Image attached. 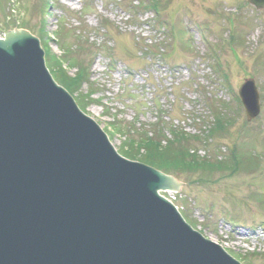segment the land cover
I'll list each match as a JSON object with an SVG mask.
<instances>
[{
    "label": "rangeland",
    "instance_id": "1",
    "mask_svg": "<svg viewBox=\"0 0 264 264\" xmlns=\"http://www.w3.org/2000/svg\"><path fill=\"white\" fill-rule=\"evenodd\" d=\"M157 1L160 11L151 8ZM14 29L41 40L50 77L59 84L58 72L72 80L77 67L61 60L59 45L87 40L94 49L86 67L90 82L71 92L118 152L133 144L142 156L143 130L152 132L149 123L162 116L166 125L201 139L222 122L226 133L191 145L200 156L214 144L225 155L248 145L262 155L253 174L202 183L203 175L175 177L196 231L245 264H264V10L246 0H0V38ZM245 80L254 81L261 105L259 120L248 125L235 100ZM232 120L227 128L224 122Z\"/></svg>",
    "mask_w": 264,
    "mask_h": 264
},
{
    "label": "water",
    "instance_id": "2",
    "mask_svg": "<svg viewBox=\"0 0 264 264\" xmlns=\"http://www.w3.org/2000/svg\"><path fill=\"white\" fill-rule=\"evenodd\" d=\"M42 56L26 30L0 39V264H238L157 194L179 190L172 177L116 153ZM254 87L239 91L247 121Z\"/></svg>",
    "mask_w": 264,
    "mask_h": 264
},
{
    "label": "trees",
    "instance_id": "3",
    "mask_svg": "<svg viewBox=\"0 0 264 264\" xmlns=\"http://www.w3.org/2000/svg\"><path fill=\"white\" fill-rule=\"evenodd\" d=\"M162 6V4L161 6L159 4L157 8L162 9ZM46 7L50 8L51 6L47 5ZM58 38L60 37L58 36ZM56 42L58 43L59 40ZM78 43L79 40L77 39L74 41L73 45L65 42H63V44L61 43V46L58 44L59 47H61V52L64 53V55L61 56V60L66 59L72 61L73 65L75 67L77 66V72L74 74L72 80H69L64 73L58 72L60 82L69 92H71V90L76 91L80 85L82 86L83 83L89 81L87 71L85 70L87 69V66L84 65L85 59L81 58L80 52L77 53L72 50L74 47L78 48ZM45 50H47L46 47ZM47 56H49V54L45 57L47 58ZM219 127L220 125L218 128ZM223 130L224 129L220 127L217 130L218 133L215 134L218 135ZM129 146L130 150L125 152L124 149H122L123 153L120 152L124 155V157L138 160L172 175L177 174L178 172L190 173V175H203V177H200L201 183L204 180H209V178L213 176H220L223 174L233 175L238 173L240 174L242 172L253 174L259 170L260 167L259 159L257 157L258 155H255L252 147H249V145L247 148L241 146L238 147L236 151H232L229 155L223 157L222 159L217 157L218 154L216 152H214V155L209 158L199 157L197 152H191L188 140L182 136H180L178 140L176 137L174 142H168L166 145H163L157 140H150L149 143L143 146L139 145L142 149V156H140L138 152H134L132 148L133 144H130ZM257 202H259V204H263L261 200Z\"/></svg>",
    "mask_w": 264,
    "mask_h": 264
},
{
    "label": "bare ground",
    "instance_id": "4",
    "mask_svg": "<svg viewBox=\"0 0 264 264\" xmlns=\"http://www.w3.org/2000/svg\"><path fill=\"white\" fill-rule=\"evenodd\" d=\"M90 118V117H89ZM91 119V118H90ZM96 125H97V127H99L100 125L99 124H97V122L96 121H94L93 119H91ZM114 149H115V147H113ZM115 151L116 152H118L119 150H117V149H115ZM236 175V174H235ZM202 237H205L204 235H201ZM205 239H207L206 237H205ZM208 240V239H207ZM209 241V240H208ZM214 242V241H213ZM215 243V242H214ZM216 244V243H215ZM218 246H220L222 249H223V247L219 244ZM228 255L230 256V257H232V255H230V253H228ZM238 264H239V262H238Z\"/></svg>",
    "mask_w": 264,
    "mask_h": 264
}]
</instances>
